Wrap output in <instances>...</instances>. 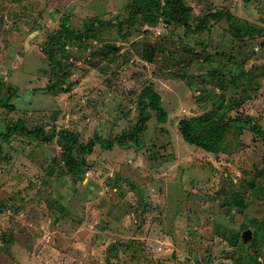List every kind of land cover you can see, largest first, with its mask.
Here are the masks:
<instances>
[{"label":"rangeland","instance_id":"1","mask_svg":"<svg viewBox=\"0 0 264 264\" xmlns=\"http://www.w3.org/2000/svg\"><path fill=\"white\" fill-rule=\"evenodd\" d=\"M184 1L195 17L225 8L243 30L264 28V0ZM129 3L0 0V100L9 88L18 94L11 107L0 102V129L22 120L69 129L81 143L100 136L112 144H98L88 166L72 173L56 139L17 134L0 142V264H106L110 245L132 239L144 249L121 247L113 264H236L227 237L248 229L264 264V178H251L262 168L264 143L246 125L228 133L220 153H211L180 131L184 119L226 112L236 86L222 92L220 72L235 76L240 94L251 97L227 114L260 116L264 127V36L242 42L225 21L186 35L147 11L128 36L113 27L86 46L70 39L58 57L68 62L72 89L46 90L53 73L43 49L59 36L63 17L78 30L86 20L116 17L127 28ZM206 55L212 61H203ZM245 78L258 85L247 88ZM149 85L167 117L161 122L148 108L139 141L117 143L137 124L138 96ZM237 192L247 208L223 205Z\"/></svg>","mask_w":264,"mask_h":264},{"label":"trees","instance_id":"2","mask_svg":"<svg viewBox=\"0 0 264 264\" xmlns=\"http://www.w3.org/2000/svg\"><path fill=\"white\" fill-rule=\"evenodd\" d=\"M128 8L129 17L126 21L128 28L127 32H125L127 28L124 26V22H121L118 17L110 21H101L99 19L86 20L83 24V29L78 30L73 26L69 17L64 16L59 36H52L43 49L52 64L53 73V81L47 86L46 90L56 94L60 92H69L72 89L70 81L71 70L68 66V62L65 63L58 57V51L61 49L64 50L70 39L76 46H86L87 41L96 38L98 32L104 31L105 28L111 29L113 27H117L120 33H125L127 34L125 36H128L132 34V29L138 24L139 17L143 16L147 11L154 10L167 24L182 27L186 35H200L204 32H209L214 26L225 21L228 24L231 34L236 35L242 42L247 39L253 40L259 36H264V28H249L243 30L242 27L237 24V17L234 16L229 9L225 8L222 10H211L197 17L193 15L192 7L187 5L184 0H130ZM216 55H219V53H216ZM146 59L150 61L149 57ZM210 60L211 57L206 55L203 61L207 63ZM240 61L241 58L239 57V62ZM245 63L246 59L240 66H243ZM217 72L218 70H214L213 73ZM229 73L230 72H220L222 77L218 79V86L222 88V92L227 91L230 84L238 88H234L236 92L234 97L231 98L226 112L218 119H214L210 114H204L200 117L189 120L184 119L180 122V131L184 140L191 145H196L211 153H220L223 150L222 144L228 133L242 130L246 125L249 126L250 130L264 143V127L260 122V116L246 115L239 111L235 115L227 114L229 110L238 109L245 103L246 99L250 100L251 98L250 96L240 94L239 90L241 89L243 91L242 86L234 81L236 80L235 76L230 78ZM243 75L244 72L237 77L240 82ZM243 81L248 85L247 88L250 89H254V85H258L257 82L254 83L251 79L245 78ZM9 91L10 94L8 97L4 100H0V102L5 106L11 107L12 98L18 94L16 89L9 88ZM149 99L150 101L148 102ZM222 99H225L224 96H222ZM148 108L157 112V119L161 122L167 117L164 108L160 104V96L151 85L144 87L138 96L137 111L139 119L137 124L130 132L124 133L121 137L117 138V143L125 144L128 141H139L141 134L148 128V121L150 120ZM17 134L47 143L56 139L58 145L62 149V159L67 169L72 173H77L88 166L87 157L94 153L98 144L107 148L112 146V144H105L106 142L100 136L91 138L86 143H81L77 135L69 129L47 130L37 126H29L22 120L12 121L4 130L0 129V142H10ZM251 178L253 183L264 178V158L262 168L256 170ZM243 196L244 194L237 192L232 199H225L223 205L233 204L243 210L248 207L249 203L247 200L243 199ZM241 233L242 232H232L227 237L231 246L234 247L233 259L235 263L261 264L257 254L258 247H256L254 243L248 246L244 244ZM121 247L135 251L137 249H144L145 245L143 242L134 239L124 244H112L108 247L106 264H113L112 255Z\"/></svg>","mask_w":264,"mask_h":264},{"label":"water","instance_id":"3","mask_svg":"<svg viewBox=\"0 0 264 264\" xmlns=\"http://www.w3.org/2000/svg\"><path fill=\"white\" fill-rule=\"evenodd\" d=\"M252 234L253 231L251 229H248L247 231H245L242 235L243 238V242L244 244H246L247 246L250 245V242L252 240Z\"/></svg>","mask_w":264,"mask_h":264}]
</instances>
